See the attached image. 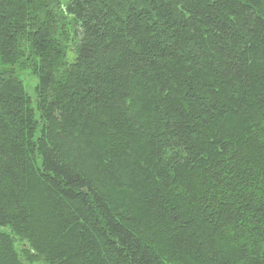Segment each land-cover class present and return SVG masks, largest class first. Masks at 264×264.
I'll use <instances>...</instances> for the list:
<instances>
[{
    "label": "trees",
    "instance_id": "trees-1",
    "mask_svg": "<svg viewBox=\"0 0 264 264\" xmlns=\"http://www.w3.org/2000/svg\"><path fill=\"white\" fill-rule=\"evenodd\" d=\"M36 263L264 264V0H0V264Z\"/></svg>",
    "mask_w": 264,
    "mask_h": 264
},
{
    "label": "snow or ice",
    "instance_id": "snow-or-ice-1",
    "mask_svg": "<svg viewBox=\"0 0 264 264\" xmlns=\"http://www.w3.org/2000/svg\"><path fill=\"white\" fill-rule=\"evenodd\" d=\"M116 55H119L120 59L114 61L112 64L113 75H118L122 73L127 66L126 63L123 62V60H124V57L128 56V53L126 51H123L120 54H116Z\"/></svg>",
    "mask_w": 264,
    "mask_h": 264
},
{
    "label": "rangeland",
    "instance_id": "rangeland-1",
    "mask_svg": "<svg viewBox=\"0 0 264 264\" xmlns=\"http://www.w3.org/2000/svg\"><path fill=\"white\" fill-rule=\"evenodd\" d=\"M24 81H25V84L27 86V89L29 92H32L33 88L35 87V85H37L38 83V79L35 75L32 74L31 71L29 72H26L24 74V76H22ZM37 198V197H36ZM36 264H43V263H36Z\"/></svg>",
    "mask_w": 264,
    "mask_h": 264
}]
</instances>
